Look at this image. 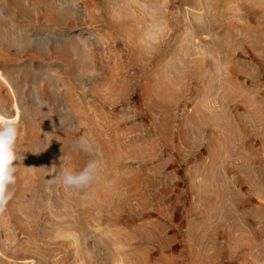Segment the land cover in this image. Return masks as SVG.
Instances as JSON below:
<instances>
[{
  "label": "rangeland",
  "instance_id": "374dc122",
  "mask_svg": "<svg viewBox=\"0 0 264 264\" xmlns=\"http://www.w3.org/2000/svg\"><path fill=\"white\" fill-rule=\"evenodd\" d=\"M0 71V264H264V0H0Z\"/></svg>",
  "mask_w": 264,
  "mask_h": 264
},
{
  "label": "clouds",
  "instance_id": "9594fccd",
  "mask_svg": "<svg viewBox=\"0 0 264 264\" xmlns=\"http://www.w3.org/2000/svg\"><path fill=\"white\" fill-rule=\"evenodd\" d=\"M20 137L19 125L13 120L0 121V214H3L9 201L14 196L17 167L14 161L20 159L17 151V141ZM77 145L90 158L83 168L74 170L65 168L62 164L50 183L62 182L67 189H84L97 182L101 176L103 162L97 157L94 141L81 136ZM62 161L64 157L61 158Z\"/></svg>",
  "mask_w": 264,
  "mask_h": 264
},
{
  "label": "bare ground",
  "instance_id": "6f19581e",
  "mask_svg": "<svg viewBox=\"0 0 264 264\" xmlns=\"http://www.w3.org/2000/svg\"><path fill=\"white\" fill-rule=\"evenodd\" d=\"M4 76H3V73L0 71V78H3ZM19 115V112H17L16 113V117ZM0 120L1 121H6V120H12L11 118H8V117H5L4 115H2L1 113H0Z\"/></svg>",
  "mask_w": 264,
  "mask_h": 264
}]
</instances>
